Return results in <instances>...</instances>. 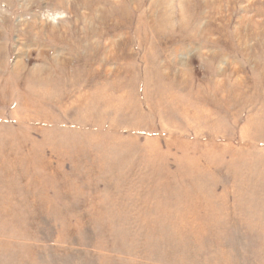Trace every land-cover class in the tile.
I'll list each match as a JSON object with an SVG mask.
<instances>
[{"label":"rangeland","instance_id":"1","mask_svg":"<svg viewBox=\"0 0 264 264\" xmlns=\"http://www.w3.org/2000/svg\"><path fill=\"white\" fill-rule=\"evenodd\" d=\"M0 264H264V0H0Z\"/></svg>","mask_w":264,"mask_h":264},{"label":"bare ground","instance_id":"2","mask_svg":"<svg viewBox=\"0 0 264 264\" xmlns=\"http://www.w3.org/2000/svg\"><path fill=\"white\" fill-rule=\"evenodd\" d=\"M85 110V109H84Z\"/></svg>","mask_w":264,"mask_h":264}]
</instances>
